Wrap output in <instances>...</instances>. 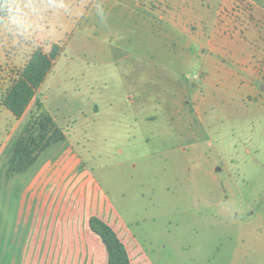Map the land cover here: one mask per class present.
I'll return each instance as SVG.
<instances>
[{
  "label": "rangeland",
  "instance_id": "rangeland-1",
  "mask_svg": "<svg viewBox=\"0 0 264 264\" xmlns=\"http://www.w3.org/2000/svg\"><path fill=\"white\" fill-rule=\"evenodd\" d=\"M6 2L18 8L0 7L1 27L61 52L22 116L0 103V217H14L42 158L69 146L106 191L132 264H264V0ZM215 42L232 44L242 72L220 61L225 46L203 60ZM29 53L0 60V100ZM225 68L241 84L253 76V91L223 81ZM42 113L64 139L7 177Z\"/></svg>",
  "mask_w": 264,
  "mask_h": 264
},
{
  "label": "crops",
  "instance_id": "crops-1",
  "mask_svg": "<svg viewBox=\"0 0 264 264\" xmlns=\"http://www.w3.org/2000/svg\"><path fill=\"white\" fill-rule=\"evenodd\" d=\"M16 37L17 33L0 26V60L16 64L30 51L26 61L29 59L33 51L31 44ZM228 45L232 44L215 42L206 56V48H202L201 57L213 66L216 57L223 54L224 46L233 51ZM228 56L233 57L229 64L232 62L238 69L237 74L242 72L243 63L234 51L231 55L223 54L220 61L227 62ZM218 73L223 81L232 80L238 88L244 84L240 83L243 78L226 68ZM250 80L244 86L253 91L254 77ZM52 155L42 158L40 167L33 169L16 204L14 217L7 220L0 217V264H107L105 245L90 231L88 220L97 217L110 225L124 245L126 235L119 231L122 223L106 191L71 147H64L55 157ZM219 172L218 168L212 170L213 175Z\"/></svg>",
  "mask_w": 264,
  "mask_h": 264
},
{
  "label": "trees",
  "instance_id": "trees-1",
  "mask_svg": "<svg viewBox=\"0 0 264 264\" xmlns=\"http://www.w3.org/2000/svg\"><path fill=\"white\" fill-rule=\"evenodd\" d=\"M60 52L61 48L58 44H52L48 53L41 48H36L18 72L17 77L6 88L0 103L15 118H19L26 111L35 96L36 90L44 82ZM35 120L34 125L26 128L27 135L15 142L8 160L7 177L26 170L34 164L39 152L52 143L64 139L62 130L56 126L51 116L42 113L37 115ZM35 130H37L36 134ZM88 226L90 231L104 243L107 252V264H131L124 243L110 225L97 217H91L88 220Z\"/></svg>",
  "mask_w": 264,
  "mask_h": 264
},
{
  "label": "clouds",
  "instance_id": "clouds-1",
  "mask_svg": "<svg viewBox=\"0 0 264 264\" xmlns=\"http://www.w3.org/2000/svg\"><path fill=\"white\" fill-rule=\"evenodd\" d=\"M0 7H3L10 15L15 13L18 5L8 3L6 0H0Z\"/></svg>",
  "mask_w": 264,
  "mask_h": 264
}]
</instances>
